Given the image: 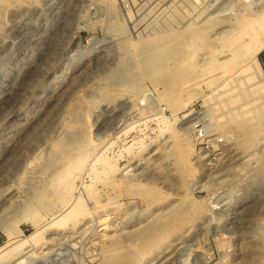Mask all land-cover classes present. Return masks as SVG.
I'll return each instance as SVG.
<instances>
[{
	"label": "rangeland",
	"instance_id": "obj_1",
	"mask_svg": "<svg viewBox=\"0 0 264 264\" xmlns=\"http://www.w3.org/2000/svg\"><path fill=\"white\" fill-rule=\"evenodd\" d=\"M148 1L114 0L119 14L110 0H16L0 9V256L52 221L32 198L35 183L22 175L34 157L49 172L56 155L50 146L65 143L67 112L79 98L90 102L85 119L102 150L77 179L74 197L85 195L99 156L116 162L94 184L107 206L93 209L74 228L47 227L10 264H119L139 252L146 255L142 264H264V107L259 98L231 97L237 79L247 84L250 72L244 68L208 86V71L202 70L211 57L218 62L225 54L199 51L173 59L158 42L170 31L227 15L228 26L211 37L219 39L233 30L234 17L246 20L262 0H201L203 14L184 25L176 16L178 3ZM258 60L264 76V49ZM108 83L131 88L133 97L99 98L97 86ZM238 112L249 122L263 114L261 124L250 126L258 137L248 151L237 149L241 132L229 119ZM182 146L191 164L185 181L177 177L173 184ZM226 150L234 153L231 167ZM151 188L160 189L163 199L148 207ZM24 203L37 214L25 215ZM152 218L163 221L165 244L110 245Z\"/></svg>",
	"mask_w": 264,
	"mask_h": 264
},
{
	"label": "bare ground",
	"instance_id": "obj_2",
	"mask_svg": "<svg viewBox=\"0 0 264 264\" xmlns=\"http://www.w3.org/2000/svg\"><path fill=\"white\" fill-rule=\"evenodd\" d=\"M14 1L16 0H0V9H3L5 6H7L8 4ZM110 1L113 2V8L115 9L114 13L119 14L121 11V9H119V4L115 3L114 0H110ZM154 2L155 1L151 2V4H153ZM160 2H164L166 4L170 2H173V3L176 2L179 4L178 6L176 5L178 9L175 10V7H174V10L176 12V16L178 17L182 25L189 22L190 20H193V18H195L196 15L199 18L204 12L202 11L204 8L201 10L202 8L201 0H161ZM232 3L234 2H229L228 4L229 6L227 7L229 8L230 5H232ZM258 3L257 4L255 3L257 7H258ZM173 6L171 4L168 8H173ZM249 6H251L250 3H249ZM259 7L260 8L256 11L255 10H252V12L249 11L250 13H248L246 20H243L242 17H234V23H233L234 25H232L233 30L225 35L223 34V36L220 35L221 38L219 39L213 40V38L211 39V37L213 34L217 32V30L221 29V27L223 28V26L227 23L226 21L227 15L221 14L222 16L216 15L204 21L200 20L195 24L189 25L184 30L182 29L183 28L182 27L181 28L182 31L180 30V32H171L169 30L170 32L167 34L166 33L163 34V38L161 40H158V42H161V44L164 45V47L161 49H163L164 53L166 54L168 53V58H173V59L174 58H177L179 60L184 59L185 57L189 55H196V53L198 54L199 51H205V53L210 54V56L212 55L215 56V54L222 55V53L225 54V56L223 55L222 59L221 60L219 59L220 61L218 60V62H215L212 57L210 58V60L208 61V63H210L209 66H206L205 69L202 70V71H208V76L203 80L204 83L207 84L208 86L211 84L214 85L218 83L219 79L222 76L224 77L227 74L231 75V73L232 74L238 73L242 69L245 68L246 70L250 72L249 73L250 77L248 78L249 79L248 82L249 81L251 82L252 80V85L251 84L247 85L248 82L246 84L245 82L238 81L237 79V83L235 85V91H234L235 93L232 92L233 94L231 95V97H233V99L236 101L238 100H251L252 101L256 98H259L258 99L259 102L264 107V76H263L262 67L258 60L259 53L264 49V0L260 2ZM250 8L252 9L253 7L251 6ZM120 17L122 16L120 15ZM126 19L132 20L133 19L132 14L129 13ZM124 23H125V19H124ZM166 24H169V23L167 22ZM225 26H228V25H225ZM130 27H132V25ZM259 36H262V38L260 39ZM157 46L159 47L160 43H158ZM179 60L177 61L179 62ZM169 63L171 62H168V64ZM203 66L204 64L201 65V67ZM243 77L244 76H242L241 78ZM197 85L199 86L200 84H196V87ZM126 88L128 89V87ZM129 91H131V88ZM129 91L124 89V87L120 84L109 85L108 83L105 85H100V86L98 85L96 88V92H97L96 95L99 98H118L119 99L121 97L124 98V96L126 98H129L131 97V95L133 97V94L131 93L129 94ZM245 102H248V101H245ZM89 103L90 102L86 100L85 98H79V102L77 103L78 104L77 106H70L71 108L67 112V116H66L67 121H69L67 125L69 128L68 129L69 135L67 139L65 138L66 139L65 143L62 140V142L64 143L63 145L57 146L55 145L57 143H55L52 146H50L52 147V150L55 152L56 155L55 156L53 155L54 157L51 162V166L49 167L48 173L45 172L46 166L45 167L43 165L41 166L42 161L39 160V157L38 159L36 157L29 159L30 161H28L27 167L23 171L22 180H29L31 183L33 184L35 183L34 184L35 189L33 190L34 193L32 195V198L35 199L39 203L40 206H42L43 208H46L48 210L47 212H51L53 219L51 222H49L45 226L38 227L37 230L33 232V234H31L30 236H27L26 238L22 240L20 239V241H18L19 243H17L14 247H12L11 249L3 253L0 256V264H10V262L15 258V256L19 255L18 253L19 250L22 247H24L26 244H28V242L37 244L38 241H40V239L43 238V232L44 230H46L47 227L49 228L51 226H57V227H62L63 229L64 228L67 229L69 226H72L74 228L81 220L85 219L87 216L92 214L93 209L95 208L97 209L99 206L103 208V206L108 205L109 202L107 201V198L105 202H103L104 199L102 201L100 200V196H101L100 191L98 192L97 190H95L94 184L99 179L101 173L109 174L110 170L115 169L116 162L112 161L109 158H105V157H103L102 160H100L101 156H99L94 161V164H91L90 166L88 173L91 175L92 180L90 184L84 185L85 195L74 197V192L77 188V185H76L77 179H79L86 173V171L88 170L87 169L88 163L89 162L92 163L91 160L92 159L94 160L96 158L94 155L97 152L99 153L100 150H102L101 144L92 139L90 135L89 125L85 119L86 110H88V108L90 107ZM223 105L225 106V104ZM254 112L252 110L251 112L252 115H255L253 114ZM243 116L240 114V112H238L237 114H233L231 117H229V119L232 120L235 128L239 132H241V137L238 141L239 147H237V149L239 151L240 150L248 151L256 144L255 137H258L257 135L256 136L252 135L250 126L251 125L258 126L259 123L261 122V117L263 116V114L261 113V115L257 116L255 119V122L253 121L249 122L251 118L243 117ZM67 121L63 123L67 124ZM178 139L179 141L181 140L179 136H178ZM231 153L232 151H228L224 155V157L227 158V162L230 161L228 162V166L230 167L233 164L232 161L235 160L234 159L235 157L233 158V155H231ZM176 156H177L176 159L178 163L177 169H176V178L174 179L175 176L172 177L171 181L172 183L174 181V183L177 184L179 182V180H177V177H179L180 180L185 181L184 180L185 178L183 177L184 169L186 166L191 164V161L187 154V150L183 148V146L177 149ZM98 164H100L99 168H98ZM115 184H117V181H114L113 185ZM131 185L134 186L135 183L134 184L131 183ZM147 193H148L147 194L148 207L155 204V202L157 203L159 201H162L163 199L162 191L160 189L151 188L148 190ZM28 202H30V199L28 200ZM173 205L171 204L170 210H177L178 206L176 205L177 207H175ZM22 208L24 209V211L21 209V212L22 211L26 212L24 213L25 215L30 214V216H35L37 214V213L35 214L32 204L30 205L29 203H24ZM169 212L171 211L168 210V214H170ZM158 215L159 214H157V216ZM162 222L158 218H154V219L152 218V220L147 221L142 226L133 228L132 230L128 231L125 234L118 235L117 237H115V239L110 241V245L117 246L120 244L128 243V244H133L139 247L146 246L148 248H152L154 246H159L160 244L161 245L165 244L163 241L165 239L163 238L161 240V237L166 235L167 233L166 234L163 233V223ZM72 227H69V228H72ZM0 228H2V226ZM168 235H171V234L169 233ZM159 253L160 252H158L157 254L159 255ZM144 260H146V255L144 252L131 253L126 258H124L119 264H142V262H145Z\"/></svg>",
	"mask_w": 264,
	"mask_h": 264
}]
</instances>
